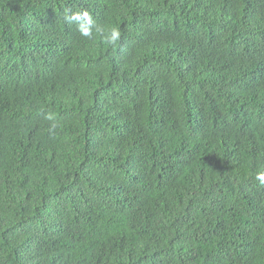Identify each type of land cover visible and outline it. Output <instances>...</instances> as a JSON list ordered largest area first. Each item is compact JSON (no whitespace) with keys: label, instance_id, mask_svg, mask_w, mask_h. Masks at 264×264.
Listing matches in <instances>:
<instances>
[{"label":"trees","instance_id":"16d2710c","mask_svg":"<svg viewBox=\"0 0 264 264\" xmlns=\"http://www.w3.org/2000/svg\"><path fill=\"white\" fill-rule=\"evenodd\" d=\"M258 171L264 0H0V264H264Z\"/></svg>","mask_w":264,"mask_h":264},{"label":"clouds","instance_id":"9594fccd","mask_svg":"<svg viewBox=\"0 0 264 264\" xmlns=\"http://www.w3.org/2000/svg\"><path fill=\"white\" fill-rule=\"evenodd\" d=\"M66 19L69 23H75L80 35L88 40H92L95 35H99L104 43L114 47L121 39V32L118 28L113 27L106 29L105 27L96 24L87 11L73 12L70 16H66ZM45 118L52 122L49 127V132L54 133L58 126L55 122L54 114L49 113ZM255 178L264 185V171H258Z\"/></svg>","mask_w":264,"mask_h":264}]
</instances>
